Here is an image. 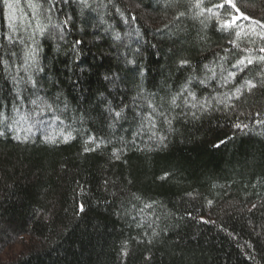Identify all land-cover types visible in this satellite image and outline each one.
<instances>
[{"label":"trees","instance_id":"16d2710c","mask_svg":"<svg viewBox=\"0 0 264 264\" xmlns=\"http://www.w3.org/2000/svg\"><path fill=\"white\" fill-rule=\"evenodd\" d=\"M9 2L0 264H264V0H202L215 15L197 0ZM232 15L250 19L221 29ZM31 48L43 72L25 67ZM185 84L211 103L185 91L173 107Z\"/></svg>","mask_w":264,"mask_h":264},{"label":"snow or ice","instance_id":"6c2138e0","mask_svg":"<svg viewBox=\"0 0 264 264\" xmlns=\"http://www.w3.org/2000/svg\"><path fill=\"white\" fill-rule=\"evenodd\" d=\"M201 2H202V0H197V2L194 4V7L197 8V9H199L201 13H202V12H205V11H207V12H209V13H213V8L219 9V8L224 7L223 4H215V5H213L212 7L204 8V7L201 6ZM225 3H226V4H229V5H232L233 7H235V6L232 4V0H225ZM3 5H4V7H6L7 9L10 10V14H9V16H8V19H9L10 27H13V25H12V21H13V19H14V16L12 15V13L14 12L13 5H12V3L9 2V0H3ZM181 15H183V13H181ZM213 15H215V13H213ZM241 18H242V19H245V20L250 19L247 15H232L230 19H224L222 22L218 19L217 22L220 24V28H221V29H233L234 27H238V26H239V25H238V21H239ZM256 23L259 24L260 22H259V21H256ZM260 26H261V27H264V24H261ZM40 32H41V34L43 35L44 29L41 28V29H40ZM239 35H240V32H236V36L239 37ZM6 38H8V37H6ZM81 43H82L81 40H77V41H75V44H76V45H79V44H81ZM230 43H232L234 46L236 45V42H235L234 40H233V41H230ZM225 51H227V49H225ZM260 52L264 53V47H261V48H260ZM221 59H223V57H221ZM256 59H259V60L264 61V56L258 57V58H256ZM245 61L247 62V65H251V64L253 63V58H252V57H243V58H241V59H238V60L236 61V63L232 65V67H233L234 69H240L241 66L245 65ZM129 63H132V62L129 61ZM188 63H189V62H188L187 60H181V61H180V65H181V66H185V65H187ZM25 67H26V68H31V69L36 70V71L43 72V68H40V67H39V62H38V59H37V49H36V48H31V49H29V50H27V51L25 52ZM207 67H208V65H205V68H207ZM241 70H242V69H241ZM236 75H237L236 72H231V71L228 72V76H227V77H223V81H224V83H227L228 80H229V78H235ZM215 76H216V73L213 72L212 77H209V79H212V78L215 77ZM194 79H196L195 76L190 77L188 83H191V81L194 80ZM23 82H24V83H29V82H30L31 85H32V88H33V89H36L37 81L33 79V77H32L31 74H29L28 77H27V80H26V81H23ZM200 83H201V84L205 83V80H201ZM185 91H187L188 96L191 97V105H190V106H191L192 108H196V107H198V106H199L200 108H205V106H206L207 104H210V103H211V101H208V100L198 101L197 98H196V96H195V94H194L193 92H191V91L188 89L187 84H185L184 87L181 89V93H177V94H174V95L172 96V99H171V105H172L173 107H179V105L177 104V100L180 98V96H181ZM237 91H239V90H237ZM33 94H35V93H33ZM38 99H39V97H37L36 100H32L31 103H33V104H37V100H38ZM184 102H185L186 104L189 103L187 97L185 98V101H184ZM220 102H221V101L217 100V103H220ZM47 107H48L49 110H50V106H47ZM148 108H150V109L152 110L153 113L156 112V109L153 107V105H152L151 103L148 104ZM41 110H43V109H41ZM108 110H109L110 113L112 112L111 107H109ZM122 112H123V109H121L120 111H116V112L114 113L115 117H116L117 119H122V118H123V117H122ZM148 119H149V121H151V118H150V117H149ZM165 122H167V123H169V124L171 123V121L168 120L167 117H165ZM111 127H115V121L113 122V124L111 125ZM236 127H240V125H236ZM2 134H3V133H0V135H2ZM71 138H72V137H71V133H69L67 136L64 137V140H65V141H68V140H70ZM17 139H19V137H17ZM46 139H47L48 141H50V142H55V138H54V137H46ZM92 143H95V141H92ZM100 143H103V141H101ZM95 147H96V148H99V147H100V144H99V143H96V144H95ZM94 150H95V149L88 147V146H87V142H86V146L84 147V152L87 153V152H89V151H94ZM113 155L116 156L117 159H119V154H118L117 152L114 151V152H113ZM209 203H211V201H209ZM254 207H255V205H253V208H254ZM80 211H83V205H80ZM201 222H202V223H207V221H204L203 219H202Z\"/></svg>","mask_w":264,"mask_h":264}]
</instances>
